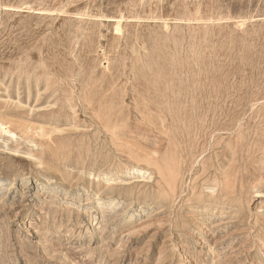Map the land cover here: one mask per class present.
Returning <instances> with one entry per match:
<instances>
[{
  "label": "rangeland",
  "instance_id": "obj_1",
  "mask_svg": "<svg viewBox=\"0 0 264 264\" xmlns=\"http://www.w3.org/2000/svg\"><path fill=\"white\" fill-rule=\"evenodd\" d=\"M0 264H264V0H0Z\"/></svg>",
  "mask_w": 264,
  "mask_h": 264
}]
</instances>
